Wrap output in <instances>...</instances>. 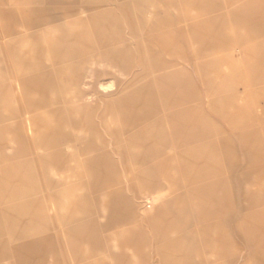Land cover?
Segmentation results:
<instances>
[{
    "label": "rangeland",
    "instance_id": "374dc122",
    "mask_svg": "<svg viewBox=\"0 0 264 264\" xmlns=\"http://www.w3.org/2000/svg\"><path fill=\"white\" fill-rule=\"evenodd\" d=\"M0 234L2 264H264V0H0Z\"/></svg>",
    "mask_w": 264,
    "mask_h": 264
},
{
    "label": "crops",
    "instance_id": "0c3cea01",
    "mask_svg": "<svg viewBox=\"0 0 264 264\" xmlns=\"http://www.w3.org/2000/svg\"><path fill=\"white\" fill-rule=\"evenodd\" d=\"M9 241H11L9 239ZM4 249H5V241H4V234H0V264H2L5 256H4Z\"/></svg>",
    "mask_w": 264,
    "mask_h": 264
}]
</instances>
